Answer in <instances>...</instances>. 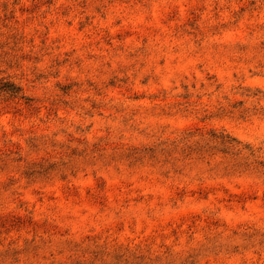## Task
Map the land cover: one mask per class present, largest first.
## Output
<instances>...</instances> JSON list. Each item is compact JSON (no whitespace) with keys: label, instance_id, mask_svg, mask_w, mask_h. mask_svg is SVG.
<instances>
[{"label":"rangeland","instance_id":"374dc122","mask_svg":"<svg viewBox=\"0 0 264 264\" xmlns=\"http://www.w3.org/2000/svg\"><path fill=\"white\" fill-rule=\"evenodd\" d=\"M0 264H264V0H0Z\"/></svg>","mask_w":264,"mask_h":264}]
</instances>
